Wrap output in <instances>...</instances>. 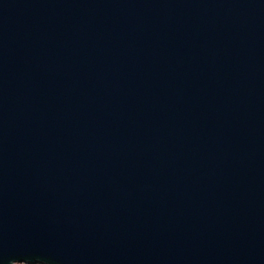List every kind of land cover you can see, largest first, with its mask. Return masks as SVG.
I'll use <instances>...</instances> for the list:
<instances>
[{
	"label": "water",
	"instance_id": "95a60500",
	"mask_svg": "<svg viewBox=\"0 0 264 264\" xmlns=\"http://www.w3.org/2000/svg\"><path fill=\"white\" fill-rule=\"evenodd\" d=\"M264 264V0H0V264Z\"/></svg>",
	"mask_w": 264,
	"mask_h": 264
},
{
	"label": "rangeland",
	"instance_id": "374dc122",
	"mask_svg": "<svg viewBox=\"0 0 264 264\" xmlns=\"http://www.w3.org/2000/svg\"><path fill=\"white\" fill-rule=\"evenodd\" d=\"M18 264H30V263H18Z\"/></svg>",
	"mask_w": 264,
	"mask_h": 264
}]
</instances>
